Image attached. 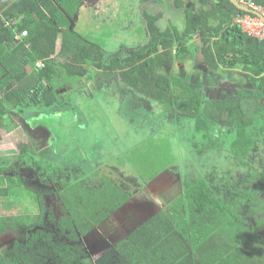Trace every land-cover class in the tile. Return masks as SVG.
Wrapping results in <instances>:
<instances>
[{"label": "trees", "instance_id": "trees-1", "mask_svg": "<svg viewBox=\"0 0 264 264\" xmlns=\"http://www.w3.org/2000/svg\"><path fill=\"white\" fill-rule=\"evenodd\" d=\"M247 1L264 6V0ZM82 2L15 0L8 8L0 21L1 131L6 128L10 131V120L16 115L23 118L27 113L41 114L46 109L63 117L57 111L67 104L59 92L62 84L56 83L57 72L67 69L69 77L76 78L85 75L87 66L98 61L100 69L107 75L116 74L121 85L145 94L158 106L165 105L168 112L176 109L180 114L175 116L180 121H191L194 133L209 138L207 151L225 148L233 163L242 166L259 162L256 153L260 142H264V40L249 35L236 23L238 16L247 15L245 11L236 8L230 0H199V6L190 7H183L176 0L175 6L184 16L183 28L173 23L161 28L158 22L162 13L155 16L147 12L146 43L139 49H126L109 56L72 29ZM197 61H201L198 70L190 69L187 74L173 70L178 63L193 65ZM169 70L173 71L169 73ZM223 82L230 88L237 86L236 91L224 98H208L200 92L204 83L212 87L217 83L224 86ZM71 105L77 113L78 107L72 102ZM85 128L67 135L70 140L58 138L47 130L53 141L41 153L22 147L19 160L30 152L34 158L50 155L55 168L65 173L64 184H58L64 199L58 197L63 202V216L57 219L54 214L46 215V206L40 201L37 221L31 225L29 216L22 218V222L29 224L28 230L41 227L46 215L54 232L37 230L23 249L43 240L65 264H77L80 260L81 264H107L110 253L91 262L84 237L133 199L139 190L132 193V185L117 184L99 172L105 159L113 156L107 152L109 146H104L106 141L101 142L102 146H96L97 141L90 142L91 130ZM76 138L78 142H73ZM11 167L13 164L10 166L8 162L0 166V197L33 198L32 192L21 185L23 178L9 176L7 171ZM258 171L255 167L249 171L245 177L249 184L257 177L253 172ZM94 181L101 188H92L90 182L97 184ZM181 184V192L170 204L168 216L172 225L186 236L200 264H264L260 237L249 238V228L245 225L248 235L242 234L241 224L239 234L222 226L220 215L228 216L232 212L210 190L205 179L192 182L186 178ZM258 196L257 191L243 195L245 200L240 207L250 210L254 218L262 216L261 209L264 210V200ZM34 197L38 201L41 195ZM259 220L263 225L264 219ZM243 223L251 222L245 218ZM257 225L256 222L253 228ZM10 229V218L0 216V238ZM21 249L0 252V264H25Z\"/></svg>", "mask_w": 264, "mask_h": 264}, {"label": "rangeland", "instance_id": "rangeland-1", "mask_svg": "<svg viewBox=\"0 0 264 264\" xmlns=\"http://www.w3.org/2000/svg\"><path fill=\"white\" fill-rule=\"evenodd\" d=\"M179 1L183 7L200 4L199 0ZM175 2L176 0H151L150 4L149 0H83L75 21L76 31L90 42L101 45L109 56L118 55L123 49H139L148 38L146 25L143 24L145 12L164 14L160 20L164 28L169 23L179 28L184 27V16L176 8ZM249 11L245 12L249 13ZM200 62H194L193 65L191 62L186 65L178 63L173 70L187 74L190 69L198 70ZM173 70H169V73ZM57 73L56 83L62 84L59 92L67 104L57 111L63 113V117L44 109L41 114L27 113L23 118L13 116L10 120V131L8 128L4 131L0 130L2 138L0 166L5 162L10 166L13 164V167L7 171L9 176L23 178L21 185L32 192L34 199L37 194L41 195L38 201L36 199L34 201L29 195H24L21 200L0 197V216L10 218L13 229L0 238V252L13 251L21 247V257L26 264H63L57 254L47 251L49 244L43 240H37L31 243V247L26 246L24 249L23 245L28 241L29 236H25L28 232L30 235L35 234L37 230L54 232L53 224L46 215L54 214L57 219L63 216L62 200L64 199L61 190H58V184L60 182L64 184L65 173L55 168L50 155L34 158L30 152L20 160L19 156L23 154V146L37 153L49 149L53 139L50 138L47 130L64 139L74 130L86 129L85 127L91 130L88 140L97 141L96 146H102L101 142L106 141L104 146H109L107 152L113 156L105 159L100 165L104 167L100 168L99 172L109 176L117 184L125 182L132 185V193L135 189L139 190L133 197L135 201H140L143 193V195H152L155 189L149 188L148 191L151 192L148 193L142 188L148 185L157 188V185L167 184L170 190L166 189L163 193L168 199L167 203L170 204L180 194L183 187L182 180L187 178L195 182L205 179L210 185V190L217 197L220 196L232 212L228 216L224 213L220 215L222 226L229 231L233 229L239 234L241 224L242 234L248 235L245 227L247 226L249 238L260 237L259 245L264 246V224L262 225L259 220L264 219V210L261 209L262 216L257 215L258 217L254 218L255 214L250 210L240 208L245 200L243 195L252 194L253 191H257L258 197L264 200V166H262L264 142H260L256 153L259 162L254 159L255 162L248 166L239 165L237 162L234 164L229 151L225 148L207 151L209 138L194 133L193 127L190 126L191 121L187 122L188 119L180 121L175 116L180 114L176 109L174 112L166 111L165 105L158 106L152 99H147L145 94L140 93V95L133 89L121 85L118 77L113 76L108 81L105 80L104 84L102 82L97 84V82L93 83L91 77L93 73L86 72L85 75L76 78H73V75L72 78L69 77L67 69H60ZM106 84L108 88H104ZM223 84L224 86L217 83L210 87V83H204L200 92L208 98H224L227 93L236 91L237 86L230 88L228 83L223 82ZM100 86L104 90H98ZM71 102L78 107L77 113L73 111ZM66 139L71 138L66 137ZM66 142L70 143V141ZM73 142H78V138ZM32 157L33 161H31ZM254 167L259 171L253 172L257 177H253L249 184L245 177ZM50 175L52 178H49ZM98 184L93 185L90 182L92 188L100 187ZM59 196L62 200L58 198ZM40 201L46 206L43 226L28 230L29 224L22 222V218L30 216L32 218L30 223L32 222L33 225L40 215ZM135 201L130 206L126 204L120 209L122 211L120 218L130 221L132 225L136 224L132 216H141L144 212ZM167 208L168 206L165 209ZM245 218L251 222L249 225L243 223ZM256 222L258 225L253 228ZM162 223L163 219H159L156 225Z\"/></svg>", "mask_w": 264, "mask_h": 264}, {"label": "crops", "instance_id": "crops-1", "mask_svg": "<svg viewBox=\"0 0 264 264\" xmlns=\"http://www.w3.org/2000/svg\"><path fill=\"white\" fill-rule=\"evenodd\" d=\"M14 1L15 0H0V21L5 18L8 8L12 6ZM149 1L151 4V0ZM82 5L83 4H81V6ZM78 14L75 16L72 24V29L76 33L75 21ZM146 14L147 12L144 13L143 17L145 20L143 24L144 26L146 25L145 28L148 24L145 19ZM149 14L156 16L161 13L155 14V12H152ZM158 24L160 27L163 26L161 28H164L163 22L159 21ZM167 25L168 24L165 25V28ZM77 34L81 36L79 33ZM82 38L90 42L85 37ZM60 43H58L59 46ZM92 44L98 46L106 53L101 45L96 43ZM123 50L126 51V49ZM86 72L90 74L93 73V76H91L93 83L97 82V84H100V82L104 84L110 77H117L116 74L107 75V72L100 69L98 61L92 62L91 65L87 66ZM103 84L101 86H103ZM101 86L98 90H104ZM104 88H108V85L106 84ZM70 92L73 91L71 90ZM149 188H155L152 195H143V193L141 194L140 201L131 199L126 203L130 206L135 201L136 204L141 207V210L144 211L141 213V216H132V219L136 222L135 225H132L128 220L120 218L122 211L118 210L84 237L83 244L91 262L94 263L110 253L107 264H200L194 248L186 240V236H184L182 232H179L177 227L173 226L169 219V206L173 201L168 204V199L163 191L166 189L170 190V186L164 184L160 186L157 185L156 188V186L153 187L148 185L142 189L143 191H148ZM149 192L151 191H148V193ZM167 206L168 208L165 209ZM159 219H163V223L158 226L156 222L159 221ZM27 236H30V232ZM49 246L47 251L52 252L51 246ZM60 262L65 264L62 259H60ZM79 263L81 264L82 261H77V264Z\"/></svg>", "mask_w": 264, "mask_h": 264}, {"label": "built area", "instance_id": "built-area-1", "mask_svg": "<svg viewBox=\"0 0 264 264\" xmlns=\"http://www.w3.org/2000/svg\"><path fill=\"white\" fill-rule=\"evenodd\" d=\"M235 1L250 10L247 15L238 16L236 23L240 24L249 35L264 40V6L255 5L247 0ZM24 34L26 35L27 33Z\"/></svg>", "mask_w": 264, "mask_h": 264}, {"label": "water", "instance_id": "water-1", "mask_svg": "<svg viewBox=\"0 0 264 264\" xmlns=\"http://www.w3.org/2000/svg\"><path fill=\"white\" fill-rule=\"evenodd\" d=\"M230 1L235 5L236 8L243 10V11H249L245 7L240 6L235 0H230Z\"/></svg>", "mask_w": 264, "mask_h": 264}]
</instances>
